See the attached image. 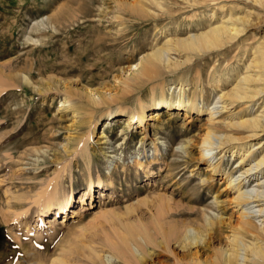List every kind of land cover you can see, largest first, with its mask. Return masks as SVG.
I'll return each instance as SVG.
<instances>
[{
    "label": "rangeland",
    "instance_id": "374dc122",
    "mask_svg": "<svg viewBox=\"0 0 264 264\" xmlns=\"http://www.w3.org/2000/svg\"><path fill=\"white\" fill-rule=\"evenodd\" d=\"M132 2L0 0V264H210L239 232V206L225 184L240 174L238 158L214 149L210 170L200 154L201 136L205 109H220L218 96L234 75L258 74L248 95L223 103L218 118L250 158L264 154V126L246 138L227 124L255 115L264 123V67L255 72L250 65L252 52H264V0H143L142 12ZM228 14L238 31L221 47L193 55L175 72L165 69L158 80L134 72L141 56L166 37L229 23ZM169 56L182 59L176 51ZM160 81L166 98L177 94L181 81L202 111L171 105L166 114L163 103L149 100ZM139 100L148 103L141 125L136 117L122 129L120 117ZM62 101L77 114L59 110ZM88 171L94 191L84 195ZM254 175L243 188L253 187ZM68 193L75 212L52 223L58 205L44 209L45 198L53 194L58 203ZM250 215L254 232L264 236L261 216ZM207 220L211 225L203 226ZM139 224L149 234L148 240L135 237L142 258L112 256L105 239L118 240L126 226ZM189 227L198 230L194 242L183 237L192 233ZM170 228L178 236L165 240ZM243 239L255 242L252 235Z\"/></svg>",
    "mask_w": 264,
    "mask_h": 264
},
{
    "label": "bare ground",
    "instance_id": "6f19581e",
    "mask_svg": "<svg viewBox=\"0 0 264 264\" xmlns=\"http://www.w3.org/2000/svg\"><path fill=\"white\" fill-rule=\"evenodd\" d=\"M153 1L159 5V0ZM131 5L132 9L134 11L136 10L137 12H142L145 7L143 4V0H134ZM227 20L229 21V23L225 24V22L221 20L220 22L209 24L208 27L202 31L189 34L184 37H166V39L161 45L152 46L149 52L141 56L139 61L133 65L134 72H136L140 77H145L147 80H158V78H160L165 73V69H168L170 72H175L177 71V69H179V66L189 62L192 57H198L197 55L199 53H204L205 51H208L210 49L221 47L229 39L233 38L235 33H237L238 31V28L236 27V18H233L230 14H228ZM171 51H176L182 57V59L172 61L169 56ZM250 65L253 71H255L256 68L259 69L260 67H264V52H252ZM258 77V74H249L248 72L235 74L232 79L231 87L218 96V99L222 100V104H220V109L217 110L218 108L216 106H210L205 109L207 122L205 132L201 136V157L207 160L208 166L211 167L210 170H213L215 169V166H213L210 161L212 160L211 158H213V155L211 154L212 150L217 148H221L222 150L225 149L224 152L229 151L231 155L237 156V165L241 169L240 174L237 177H229L225 183L226 188H230L233 193L232 201L235 202L236 206H239L240 211L236 227L239 232L237 231L232 233L231 238L229 239L228 246L226 248L219 249L220 257L214 255L211 259L212 261L210 262V264H264V236H258L259 234L254 232V226L250 221V218L253 216L250 214L253 213H257L258 216H261V223L264 221V203H261L264 202V170L260 171L259 169V167L264 164V154L257 159L250 158L249 156L251 152L249 149L244 148V146H239L233 143V141L237 139V137H235L233 133L227 134L221 130V127L219 126L221 120L218 118V113L222 108H225L227 104H231L232 101L245 98L248 95V92L250 91L248 85L256 81ZM199 78L200 71L197 70V72L193 75V85H195V82H197L196 79L198 80ZM177 85H179L177 94L174 97L170 96L166 98L164 82H157L151 88L149 100L163 103L164 112L166 114L170 112L169 109L171 105H174L175 110L179 111H189L192 109H195L197 112L202 111V109L198 106L196 96L194 97L188 95V89H185V84L179 81ZM217 102L220 101H216V103ZM223 103L227 104L225 105ZM211 104L212 103H210V105ZM147 105V102L139 100L134 111H128L124 116L120 117L121 119H123L122 129L134 123L136 117L138 118L139 125H141ZM73 108L74 107H71L66 102L62 101L60 103L59 110L64 109L65 111H70L74 115H76L77 110ZM153 114V118L158 119L160 111L153 112ZM231 121L232 120H229L227 124L231 127L239 129V131L241 132L244 131L245 133H247L246 138L253 136L254 134H256L257 130L261 129L264 126V123L263 125L260 123L259 117L257 115L250 117H239L238 119H234L233 122ZM255 144H258L257 146H259L260 141ZM180 147L183 150L185 149V145L180 144ZM209 154H211V156H209ZM136 165L138 167H141V163H136ZM259 173L261 174V176L258 178ZM251 175H254L253 187L251 189H248L247 186L243 188L242 185L245 183V181L248 182V179ZM239 176L243 177L240 179ZM87 177L88 186L84 195H91L92 190L94 191V186L89 171L87 172ZM100 180L101 178L98 175V185L100 186L99 194L102 195L103 192ZM83 200V197H81V202ZM72 201L73 199L71 193H68L63 199V201H59L58 203L56 202L55 197H53V194L48 195L45 198L44 209L50 210L55 204L58 205V209L55 213V216L51 217L52 223L59 222V220L62 218V215H65L64 217H67L69 212H75L71 209L73 204ZM250 202H256L258 204L253 206H247ZM255 206L257 207V209L251 210ZM241 207L243 208L240 209ZM105 214L106 212L98 214L97 216L95 215L92 219L94 220L97 217H104ZM210 225L211 222L209 220H207L205 225L203 224V226L206 227ZM157 228L160 229V226ZM153 229L155 230L156 228ZM189 229L192 230V233H190V235L184 233L185 236L183 237L185 239H188L190 237V239L194 242L197 239L198 230L194 227H189ZM191 230H187L188 233L191 232ZM260 230L264 234V226L260 227ZM125 233V236L119 237L118 240H112L107 238L105 239V245L108 248V252L111 253L112 256L114 255L118 258L123 259H126L127 256H132L135 254L137 258L138 256L142 258V256L140 255V253H142V247L138 243H136L135 237L139 236L143 239L149 238L147 228L141 225L139 227H136V225L135 227L126 226ZM177 233L178 231L173 228H170L168 232H164L162 235L163 238L167 240L171 236H178ZM243 234L252 235L255 242H245V238L243 239ZM133 244L135 246L132 248L131 245ZM52 261V264H67L62 259H55ZM199 264L207 263L202 262Z\"/></svg>",
    "mask_w": 264,
    "mask_h": 264
}]
</instances>
